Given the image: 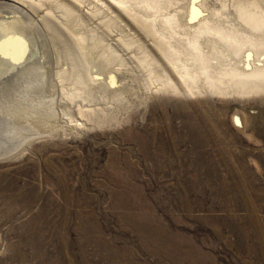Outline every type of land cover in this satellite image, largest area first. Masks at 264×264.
I'll return each mask as SVG.
<instances>
[{
  "label": "rangeland",
  "instance_id": "374dc122",
  "mask_svg": "<svg viewBox=\"0 0 264 264\" xmlns=\"http://www.w3.org/2000/svg\"><path fill=\"white\" fill-rule=\"evenodd\" d=\"M129 1L0 0V264H264V87L176 66L264 67V32L237 0Z\"/></svg>",
  "mask_w": 264,
  "mask_h": 264
},
{
  "label": "bare ground",
  "instance_id": "6f19581e",
  "mask_svg": "<svg viewBox=\"0 0 264 264\" xmlns=\"http://www.w3.org/2000/svg\"><path fill=\"white\" fill-rule=\"evenodd\" d=\"M21 1H25L26 2V0H11V2H7L6 4H8V5H11V6H13V7H16L17 5H16V3H20ZM36 1V0H35ZM77 1V0H76ZM115 1V3L117 2L118 3V5H121L123 8H124V11L126 12V8L128 7L127 6V4H128V1L129 0H114ZM136 1H139V0H136ZM144 1V0H143ZM146 1V4H150V6L151 5H160V3L163 1H161V0H145ZM167 1V0H166ZM169 1V0H168ZM167 1V2H168ZM39 2H40V0H39ZM39 2H37V3H39ZM78 2H80V1H78ZM130 2V1H129ZM36 3V4H37ZM70 3V2H69ZM103 3V2H102ZM133 3V2H132ZM136 3V2H135ZM141 3H142V1H141ZM164 3H165V0H164ZM169 3V2H168ZM172 3V2H171ZM171 3H169V4H171ZM34 4V3H33ZM54 4V3H53ZM71 4V3H70ZM104 4V3H103ZM145 4V5H146ZM204 4V3H203ZM32 5V4H31ZM47 5V4H46ZM126 5V6H125ZM129 5V4H128ZM163 6H165V4H162ZM38 6V5H37ZM73 6V5H72ZM82 6H83V2H82ZM139 6V5H138ZM161 6V5H160ZM159 6V7H160ZM235 6H236V9H238L237 11H239V17H241L242 19H243V21L244 22H246L248 25H250L252 28H254V29H256V30H258L259 32H264V19L263 18H261V17H259V15H258V13H256V8H258V6H261V2L259 3L257 0H237V2L235 3ZM48 7V6H47ZM132 7V6H131ZM168 7L169 6H166V8L168 9ZM262 7V6H261ZM32 8V7H31ZM67 8V7H66ZM76 8V7H75ZM104 8H105V5H104ZM108 7H106L105 9L107 10V11H109L108 9H107ZM133 8V7H132ZM149 8V7H148ZM156 8V7H155ZM158 8V7H157ZM162 8V7H161ZM161 8H160V10H161ZM164 8V7H163ZM48 9H50V8H48ZM59 9V8H58ZM122 9V8H121ZM165 9V8H164ZM166 9V10H167ZM35 10H36V8H35ZM51 10V9H50ZM64 10V9H63ZM140 10H143V8L142 9H140ZM146 10V9H145ZM150 10V12H151V9L149 8L148 9V11ZM158 10V9H157ZM159 10V11H160ZM262 10V9H261ZM66 11V10H65ZM72 11V10H71ZM105 11V10H104ZM137 12H138V10H136ZM147 11V10H146ZM146 11H144V12H146ZM158 11V12H159ZM68 12V11H67ZM70 12V11H69ZM111 12V11H110ZM119 12V11H118ZM132 12H133V10H132ZM136 12V13H137ZM157 12V11H156ZM168 12V11H167ZM213 12H214V10H213ZM99 13H100V11H99ZM101 13H102V11H101ZM111 13H114V12H111ZM124 13V12H123ZM127 13V12H126ZM128 13H130V12H128ZM133 13H135V12H133ZM132 13V14H133ZM140 13V12H139ZM138 13V14H139ZM169 13V12H168ZM173 13H175V11L173 12ZM223 13V12H222ZM263 12H261V13H259L260 15L262 14ZM115 14V13H114ZM137 14V15H138ZM141 14H142V12H141ZM149 13H147V15H148ZM151 14V13H150ZM154 14V13H153ZM164 14V13H163ZM162 14V11H161V14H160V16H162L163 15ZM166 14V13H165ZM177 15H178V13H176ZM112 15V14H111ZM125 15V14H124ZM134 15V14H133ZM136 15V16H137ZM140 15V14H139ZM143 15V14H142ZM217 15V14H216ZM220 15V14H219ZM218 15V16H219ZM262 15H264V14H262ZM117 16V15H116ZM119 16V15H118ZM129 16V15H128ZM127 16V17H128ZM144 16V15H143ZM143 16H141V18H142V21H141V23L143 22V18H145L146 17V14H145V17H143ZM154 16V15H153ZM163 16H165V15H163ZM111 17V16H110ZM131 17V16H130ZM129 17V18H130ZM138 17H140V16H138ZM152 17V16H151ZM167 17V16H166ZM227 17V16H226ZM107 18L109 19V15H107ZM122 18V17H121ZM154 18V17H153ZM174 18V17H173ZM145 19H147V18H145ZM144 19V20H145ZM149 19V18H148ZM158 19V18H157ZM156 19V20H157ZM159 19H160V17H159ZM162 19V18H161ZM210 19V17H206V18H203L199 23H200V26L199 27H201L202 25H204V30L203 31H205L206 29L207 30H210V29H214L215 28V32H213V34L214 35H217V37L220 39V35L219 34H222V36L224 35L225 36V38L228 40V41H235V42H237L238 43V41H239V44H241L240 42L242 41V40H239L238 38H236V37H233V36H231V34L233 35V33L231 32L230 34H229V37H228V35L226 36V34H224V31H222V30H225V27H222V28H218L217 26L216 27H212V28H210L209 27V25L207 26V22H208V20ZM166 20V19H165ZM171 20V18H167V23H168V21H170ZM109 21H110V19H109ZM118 21V20H117ZM132 21V20H131ZM135 21V20H134ZM148 20H146L145 22H147ZM158 21V20H157ZM164 21V20H163ZM161 22V24L162 23H166V21L165 22ZM181 21V20H180ZM192 21V20H191ZM121 22H122V20L120 21V23L119 24H121ZM138 22H140V21H138ZM144 22V23H145ZM159 22V21H158ZM211 22V21H210ZM148 23V22H147ZM155 23V22H154ZM175 23V22H174ZM181 23V22H180ZM127 24V23H126ZM169 24V23H168ZM213 24H214V21H213ZM216 24V23H215ZM219 24V23H218ZM232 24V23H231ZM137 25V24H136ZM145 25V24H144ZM143 25V26H144ZM148 25H149V23H148ZM162 25H165V24H162ZM162 25L160 26V27H162ZM167 25V24H166ZM170 25V24H169ZM180 25H182V24H180ZM235 25V24H234ZM240 25V24H239ZM239 25H237V28H238V26ZM114 26V25H113ZM122 26V25H121ZM142 26V25H141ZM141 27V28H143V30L145 31V32H147V33H149V30H148V28L147 27ZM159 26V25H158ZM220 26H222V24H220ZM124 27V26H123ZM127 27V26H126ZM129 27V26H128ZM151 27V26H150ZM154 27H155V25H154ZM166 28H168V26H165ZM177 27V26H176ZM189 27H192V26H188V28ZM196 26H194V28H195ZM158 28V27H157ZM171 28H173L172 26H171ZM184 28H186V25L184 26ZM202 28V27H201ZM218 28V29H217ZM230 28V27H229ZM235 28H236V26H235ZM154 29H156V28H154ZM163 29H164V27H163ZM177 29V28H176ZM191 29V28H190ZM189 29V30H190ZM199 28H197L196 30H198ZM211 30L210 32H211V36H212V31H214V30ZM132 30V29H131ZM160 30V29H159ZM162 30V29H161ZM160 30V31H161ZM182 30H183V28H182ZM200 30V29H199ZM202 30H200V31H202ZM218 30V31H217ZM170 31V30H169ZM181 31V30H180ZM184 31V30H183ZM186 31V30H185ZM188 31V30H187ZM193 31V30H192ZM195 31V30H194ZM236 31V30H235ZM235 31H233V32H235ZM164 32V31H163ZM166 32V31H165ZM174 31H172V33H173ZM176 32H178V31H176ZM176 32H175V34H176ZM157 33V32H156ZM168 33V32H167ZM180 33V35L179 36H181V32H179ZM185 33V32H184ZM186 33H188V32H186ZM205 33V32H204ZM228 33V32H227ZM237 33V32H236ZM242 33V32H241ZM152 34V33H151ZM174 34V33H173ZM174 34V35H175ZM189 34L191 35V33L189 32ZM196 34H197V32H196ZM195 34V35H196ZM206 34H208V33H205V35L204 36H206ZM244 34V33H243ZM247 35H248V33H246ZM137 35V34H136ZM154 35V34H153ZM163 35V34H162ZM170 35V34H169ZM178 35H176L175 37L177 38V36ZM189 35V36H190ZM214 35H213V37H214ZM238 35V34H237ZM236 35V36H237ZM240 35V34H239ZM139 36V35H138ZM138 36H136V37H138ZM146 36V35H145ZM149 36V35H148ZM151 36L152 35H150V38H151ZM156 36V35H155ZM161 36V35H160ZM167 36V35H166ZM173 36V35H172ZM183 37H184V34L182 35ZM186 36V35H185ZM192 36V35H191ZM241 36V35H240ZM249 36V37H248ZM248 36H244V37H248V38H250V35H248ZM157 37V36H156ZM163 37H164V35H163ZM175 37L173 38V39H175ZM192 37H195V36H192ZM198 37V36H197ZM199 37H201L200 36V34H199ZM198 37V38H199ZM239 37V36H238ZM254 37V36H253ZM262 36H260V37H258V40H259V42H262L263 43V41H261L262 39H260ZM140 38V37H139ZM152 38H153V36H152ZM159 38V37H158ZM169 38V37H168ZM167 38V39H168ZM202 38V37H201ZM212 38V37H211ZM218 38H215V39H218ZM224 38V37H223ZM241 38H242V36H241ZM133 39H134V37H133ZM164 39V38H163ZM190 39V38H189ZM194 40H195V38H193ZM192 39V40H193ZM204 39H206V38H204ZM208 39V38H207ZM206 39V40H207ZM210 39V38H209ZM208 39V41H205V42H209L210 40ZM226 39H224L225 41H226ZM238 39V40H237ZM245 39V38H244ZM252 39V38H251ZM149 40V39H148ZM156 40V39H155ZM159 40V39H158ZM199 40V39H198ZM223 39H221V40H216L217 42H219V43H221V41H223V42H225ZM256 40V39H255ZM264 40V39H263ZM162 41H164V40H162ZM167 41V40H166ZM172 41V40H171ZM176 41V40H175ZM183 41H185V40H183ZM182 41V42H183ZM189 41V40H188ZM231 41V42H232ZM245 41H248V39L247 40H245ZM245 41H243V42H245ZM160 42V41H159ZM178 42V41H177ZM193 42H195V41H193ZM197 42V41H196ZM205 42H203V40H202V43L204 44ZM210 42H212V41H210ZM209 42V43H210ZM213 42H214V40H213ZM212 42V43H213ZM216 42V43H217ZM223 42H222V44H223ZM232 42V43H233ZM248 42H250V41H248ZM153 43V42H152ZM156 43H158V42H156ZM172 43V42H171ZM187 43V42H186ZM188 43H190V41L188 42ZM246 43V42H245ZM256 43V42H255ZM261 43V44H262ZM163 44V43H162ZM174 44H175V42H174ZM173 44V45H174ZM179 44H180V42H179ZM196 44V43H195ZM207 44V43H206ZM213 44H215V42L213 43ZM228 44H230V43H228ZM249 45H251L250 43H248ZM260 44V43H259ZM165 45V44H164ZM184 45H185V43H184ZM184 45L182 46V47H184ZM191 45H192V43H191ZM209 45V44H208ZM226 45V44H225ZM233 45V44H232ZM237 45V44H236ZM236 45L234 46V48H236ZM264 45V44H263ZM140 46V45H139ZM153 46V45H152ZM204 46V45H203ZM210 46V45H209ZM218 46V45H217ZM231 46V45H230ZM238 46V45H237ZM244 46V45H243ZM256 46V45H255ZM255 46H254V49H256L255 48ZM260 46H262V45H260ZM169 47V46H168ZM175 47V46H174ZM176 47H178V45L176 46ZM190 47V46H189ZM208 47V46H207ZM215 47H216V45H215ZM221 47V46H220ZM223 47V46H222ZM224 47H226L227 48V46H224ZM224 47H223V49H224ZM232 47V46H231ZM242 47V46H241ZM240 47V48H241ZM253 47V46H252ZM264 47V46H263ZM159 48L160 49H162L163 51L164 50H166L165 49V47L163 46V45H159ZM186 49H187V46L185 47ZM197 48V47H196ZM203 48V47H202ZM201 48V49H202ZM209 48V47H208ZM208 48H207V51H210V50H208ZM217 48V47H216ZM233 48V47H232ZM238 48V47H237ZM248 48V47H247ZM262 48V47H261ZM261 48H260V50H261ZM205 49V48H204ZM228 49V48H227ZM230 49V48H229ZM242 50H243V48H241ZM250 49H252V48H250ZM263 49V48H262ZM193 50H194V48H193ZM203 50V49H202ZM201 50V51H202ZM216 50V49H215ZM240 50V49H239ZM242 50H240L241 52H242ZM245 50H246V48H245ZM258 51V52H255L256 53V57H257V59L255 60V59H253V64H256V63H258V61L259 60H261L260 58H261V54L262 53H264L263 52V50H261V51ZM143 51V50H142ZM146 52H148L147 50H145ZM167 51V50H166ZM170 51V50H169ZM199 51V50H198ZM198 51H196V52H198ZM206 51V52H207ZM226 51V50H225ZM231 51V50H230ZM237 51H238V49H237ZM247 51V50H246ZM150 52V51H149ZM165 52V51H164ZM170 52H172V51H170ZM188 52H189V50H188ZM188 52H185L184 54H186V53H188ZM204 52V51H203ZM203 52L201 53V55L203 54ZM217 52V51H216ZM227 52H229V51H227ZM241 52H240V55H242L241 54ZM167 53V52H166ZM191 53V52H190ZM193 53V52H192ZM207 53H209V52H207ZM211 53V52H210ZM221 53H224L223 51L221 52ZM234 53H236L235 51H234ZM238 53V52H237ZM146 54V53H145ZM148 54V53H147ZM174 54V53H173ZM178 54V53H177ZM181 54H183V52H181ZM214 54V52H212L211 53V55L212 56H216V55H213ZM151 55V54H150ZM150 55H148V56H150ZM165 55V54H164ZM188 55H189V53H188ZM197 55H198V53H197ZM196 55V56H197ZM204 55V54H203ZM203 55H202V57H201V59L203 58ZM209 55L210 54H208V56L207 57H209ZM147 56V55H146ZM169 56V55H168ZM182 56V55H181ZM184 56V55H183ZM182 56V57H183ZM187 56V55H186ZM200 56V55H199ZM206 56V55H205ZM211 56V57H212ZM217 56H219V55H217ZM223 55H221L220 54V57H222ZM226 56H228V59H229V55H226ZM238 56H239V54H238ZM142 57V56H141ZM179 57V56H178ZM178 57H176V59L178 58ZM188 57V56H187ZM192 57H194V56H192ZM206 57V58H207ZM241 57V56H240ZM259 57V58H258ZM184 58H185V56H184ZM184 58H183V60H184ZM149 59V58H148ZM147 59V60H148ZM173 59V58H172ZM178 59H180V58H178ZM177 59V60H178ZM190 59H192V58H190ZM197 59V58H196ZM203 59H205V57L203 58ZM210 59V58H209ZM208 59V60H209ZM212 59V58H211ZM214 59V58H213ZM225 59H227V58H225ZM182 60V61H183ZM199 60V59H198ZM250 60V59H249ZM255 60V61H254ZM167 61V60H166ZM181 61V62H182ZM185 61H187V60H185ZM194 61V60H193ZM199 61H201V60H199ZM205 61H206V59H205ZM219 61V60H218ZM179 62H180V60H179ZM196 62V61H195ZM202 62V61H201ZM211 62H212V60H211ZM239 62V61H238ZM158 63V62H157ZM173 63V62H172ZM178 62H176V64H177ZM185 63V62H184ZM206 62H204L203 61V63L202 64H200L198 67H196L195 69H193V70H191V69H188L187 68V66H186V64H184V65H181V66H179V65H176V66H178V74H179V76H180V78H181V80L185 83V84H187L186 86L187 87H190V88H192L194 85H196V83H197V80L198 79H201V78H205L206 79V81L208 80L209 82V87L210 86H212L213 88H220V89H223V90H229L230 88H238V87H240V88H244V89H246V88H251V87H261V88H263L264 86V67H258V65H255L254 67H255V69H253L252 71H247V69L246 70H244V69H241V68H238L237 66H234V65H231L230 66V64H232V63H234V61L232 62V63H230L229 62V67H226V66H223V67H217V66H211V64L210 65H208V63L207 64H205ZM237 63V62H236ZM236 63H234L235 65H236ZM249 62L246 60V61H244V64H248ZM179 64H181V63H179ZM197 64H198V62H197ZM228 64V63H227ZM239 64V63H238ZM243 64V63H242ZM250 64V63H249ZM191 65V64H190ZM190 65H188V66H190ZM193 65V64H192ZM222 65V64H221ZM220 65V66H221ZM241 65V64H240ZM197 66V65H196ZM243 66V65H242ZM190 68H192V67H190ZM216 68L219 70V71H217L216 70ZM250 68V67H249ZM175 69V68H174ZM153 70V69H152ZM177 70V69H176ZM174 73V72H173ZM168 74V73H167ZM176 75H177V73H176ZM64 76V75H63ZM226 77H228L227 79L228 80H225L226 79ZM171 77H168V79H169V81H171L172 82V80L170 79ZM203 80V79H202ZM168 81V82H169ZM170 82V84H172ZM175 82V81H174ZM204 83V82H203ZM208 83L206 84V85H208ZM163 84V83H162ZM169 84V83H168ZM180 84V83H179ZM185 84H183V85H185ZM173 85V84H172ZM170 86V85H169ZM174 87H176L177 88V85H176V83H174ZM211 87V88H212ZM212 88V89H213ZM174 89V88H173ZM216 90V89H215ZM240 90V89H239ZM241 90H243V89H241ZM225 92V91H224ZM221 93V92H220ZM82 110H84V109H82ZM81 110V111H82ZM41 111V110H40ZM39 111V112H40ZM48 112V111H47ZM84 112V111H83ZM82 112V113H83ZM38 113V112H37ZM41 113V112H40ZM49 113V112H48ZM84 114V113H83ZM38 115H40V114H38ZM50 115H51V113H50ZM85 115V114H84ZM40 116H42V114L40 115ZM48 116V115H47ZM83 116V115H82ZM49 117H51V116H49ZM51 118H53V117H51ZM50 119V118H49ZM242 125V124H241ZM246 129V128H245ZM245 191H244V193H245V200L247 201V202H249L250 203V200L248 199V195H246V194H248V189H244ZM253 208V207H252Z\"/></svg>",
  "mask_w": 264,
  "mask_h": 264
},
{
  "label": "snow or ice",
  "instance_id": "6c2138e0",
  "mask_svg": "<svg viewBox=\"0 0 264 264\" xmlns=\"http://www.w3.org/2000/svg\"><path fill=\"white\" fill-rule=\"evenodd\" d=\"M197 0H192V5H193V11H196L195 10V4H196ZM202 14V13H201ZM3 42V37L0 36V44H2ZM4 58V53L2 50H0V59H3Z\"/></svg>",
  "mask_w": 264,
  "mask_h": 264
}]
</instances>
